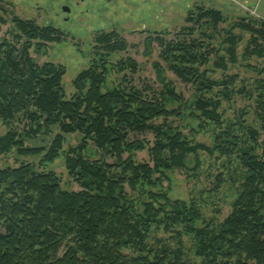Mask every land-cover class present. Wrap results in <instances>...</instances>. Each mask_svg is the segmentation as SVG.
<instances>
[{
	"label": "trees",
	"instance_id": "16d2710c",
	"mask_svg": "<svg viewBox=\"0 0 264 264\" xmlns=\"http://www.w3.org/2000/svg\"><path fill=\"white\" fill-rule=\"evenodd\" d=\"M187 20L195 23L188 33L156 40L169 70L194 87L193 102L167 82L161 66V88L135 86L137 61H113L130 48L117 30L95 35V58L77 75L68 98L66 66L33 56L63 43L66 34L12 17L11 37L0 43V125L8 129L0 137V157L16 151L51 163L63 154L65 136L79 133L82 141L69 149L65 163L80 190L64 189L55 172L32 163L0 166V264H264V78L248 88L239 75L214 80L208 69L226 72L239 61L264 59V20L235 22L221 49L215 45L225 21L220 10L198 7ZM244 33L251 38L240 57ZM153 41L146 40L147 54ZM114 74L121 81L111 84ZM237 94L255 99L252 121L245 117L249 112L226 118L221 111L223 99ZM171 118L197 121L198 130L186 133ZM55 129L50 146L27 145L40 135L47 141ZM205 130L212 132L211 145L193 135ZM145 133L154 140L131 137ZM90 143L102 153L99 159L87 155ZM144 151L149 160L137 158ZM200 151L239 162L240 173L233 175L240 177L239 196L222 222L204 220L197 201L174 199L164 187L168 172L188 168L190 155ZM223 183L219 177L215 190Z\"/></svg>",
	"mask_w": 264,
	"mask_h": 264
},
{
	"label": "rangeland",
	"instance_id": "374dc122",
	"mask_svg": "<svg viewBox=\"0 0 264 264\" xmlns=\"http://www.w3.org/2000/svg\"><path fill=\"white\" fill-rule=\"evenodd\" d=\"M64 7L70 9L69 12ZM198 7L220 10L225 21L220 24L221 35L215 38L217 48L221 47L223 36L231 26L242 19L247 21L264 20V0H0V43L5 38H10V30L13 28L12 17L18 16L24 19L35 20L39 25H54L66 34V39L61 44H51L47 53L33 56L38 62H54L63 64L67 68L64 77V86L68 98L74 93L73 82L77 75L87 69L95 58V35L100 31L117 30L128 41L130 48L128 52L119 53L115 56L114 62L128 56L133 57L138 63V71L132 76L133 83L139 88L152 86L161 88L158 69L163 68V77L173 82L177 92L183 93L186 100L194 101L195 89L192 85L182 82L171 70L161 57L162 47L157 36H162L169 41L179 36L181 31L188 33L190 27L195 23L189 22L188 16L196 12ZM240 33V30H236ZM190 36L189 34H187ZM244 40L239 45L238 54H244L245 48L250 43V34L244 33ZM153 38L152 54H147V38ZM195 37L199 34L196 32ZM222 48V47H221ZM220 48V49H221ZM215 58V57H214ZM213 58V59H214ZM159 64L158 67L156 66ZM213 63V62H211ZM209 75L214 80L224 79L226 74L239 75L245 79L248 88L252 81L264 78V59L256 57L248 62L239 63L225 72L214 66L208 67ZM131 75V73H130ZM121 81V76L114 74L109 82L116 84ZM218 94V93H217ZM220 95V94H218ZM221 97V95H220ZM222 98V97H221ZM248 95L237 94L231 99H223L221 111L226 118H234L243 113L249 112L245 117L253 120L252 112L256 102ZM177 104L174 108H177ZM158 123L163 122L159 119ZM169 122L186 133L191 127L198 130L199 123L194 120H180L171 118ZM8 129L0 125V137L7 133ZM59 133L55 129L48 135L50 139L41 142L27 140L29 146H50L54 137ZM210 131H198L193 133L199 143L212 144ZM133 139L154 140L152 133L132 134ZM82 141L79 133L65 136L64 150L55 161L51 163L42 162L43 156L20 157L16 151L0 157L1 167H18L21 163H32L39 170L53 171L62 181V187L66 190H80L78 183L70 177L66 168V154L71 147H77ZM87 155L91 159H99L96 147L90 143ZM140 160H149L147 151L137 153ZM112 162V159H108ZM189 167L168 172L169 180L164 182V187L169 189V194L174 199H181L187 202L197 201L200 205L204 220L224 221L232 212L233 204L239 196L241 181L233 175L240 173L237 169L239 162L232 160H216L210 154L200 151L197 155H190ZM223 177L224 183L219 190H215L217 180ZM187 247L191 248L192 240L185 237ZM65 249L60 251L63 255ZM194 259V257H193Z\"/></svg>",
	"mask_w": 264,
	"mask_h": 264
},
{
	"label": "water",
	"instance_id": "95a60500",
	"mask_svg": "<svg viewBox=\"0 0 264 264\" xmlns=\"http://www.w3.org/2000/svg\"><path fill=\"white\" fill-rule=\"evenodd\" d=\"M64 10L67 11V12L70 11V9L68 7H64Z\"/></svg>",
	"mask_w": 264,
	"mask_h": 264
}]
</instances>
